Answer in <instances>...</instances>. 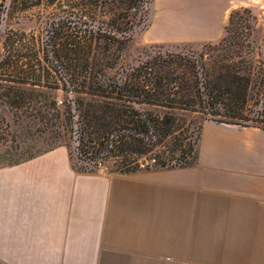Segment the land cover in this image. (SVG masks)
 Returning a JSON list of instances; mask_svg holds the SVG:
<instances>
[{"label": "crops", "instance_id": "0c3cea01", "mask_svg": "<svg viewBox=\"0 0 264 264\" xmlns=\"http://www.w3.org/2000/svg\"><path fill=\"white\" fill-rule=\"evenodd\" d=\"M178 1L147 41L220 38L225 2ZM196 152L133 176L78 171L64 145L0 166V264H264V129L205 120Z\"/></svg>", "mask_w": 264, "mask_h": 264}, {"label": "trees", "instance_id": "16d2710c", "mask_svg": "<svg viewBox=\"0 0 264 264\" xmlns=\"http://www.w3.org/2000/svg\"><path fill=\"white\" fill-rule=\"evenodd\" d=\"M54 1L43 39L4 35L0 103L22 108L34 84L59 89V97L41 95L42 111L27 113L71 135L79 163L68 152L74 169L92 172L110 163L108 171L133 173L190 166L203 121L264 129L262 119L249 117L252 108L264 116V55L252 39L255 16L241 22L239 11L248 8L229 11L218 50L207 55L150 43L133 58L128 44L151 0H47ZM11 2L24 9L40 0ZM6 127L0 117V131ZM60 145L68 147L59 141L43 152Z\"/></svg>", "mask_w": 264, "mask_h": 264}, {"label": "rangeland", "instance_id": "374dc122", "mask_svg": "<svg viewBox=\"0 0 264 264\" xmlns=\"http://www.w3.org/2000/svg\"><path fill=\"white\" fill-rule=\"evenodd\" d=\"M182 1V0H181ZM224 4V11L228 12L232 8H248L250 11H239L240 18H244L241 22L250 21L249 14L255 16L252 26V39L255 44L258 45V49L261 55H264V0H222ZM49 3L47 0H40V3L32 5L30 7L20 9L19 3H12L11 0H2L0 5L1 19H0V56L3 52L2 40L4 35L9 34L14 36L23 33L25 40H31L32 37L42 39L46 36V29L48 27L47 20L51 18L52 13L56 12L57 3ZM179 3L178 0H151L147 4L146 15L144 18V25L141 24L137 27L133 33V37L128 44L127 52L129 57L135 58L138 52L142 49V46L150 43H165L169 48L181 49L186 52L207 53L218 50L215 47L216 41H147V36L159 35L164 32L161 17L163 16L166 7L171 4ZM193 25V24H192ZM189 29V28H188ZM198 28L194 26L190 28L191 31H196ZM186 30L174 28L166 33L170 35L186 34ZM224 32V31H223ZM172 44V45H170ZM173 44H178L174 46ZM23 49L17 50L21 52ZM36 59H41L40 53ZM48 59L52 60V57L48 55ZM54 76L48 78V84L51 86L54 84ZM41 82H43L41 80ZM33 97L31 100L25 101L22 108L14 109L9 108L0 103V117L7 123L5 131H0V166H4L13 162H18L22 159H26L30 156L43 152L44 150L53 147L59 143V141H65L67 143V149L73 163L78 166L79 163L75 159L74 145L75 142L70 134L66 133L62 135L59 128L54 121L51 124L43 123L42 119L38 116H32L27 113L28 111L37 112L42 111L40 105H42V94L56 93L57 97L61 94L59 89H49L43 85L34 84ZM254 99V98H253ZM252 99V100H253ZM26 106V107H25ZM249 117L262 119L264 116H259L255 113V108H252ZM111 168L110 163H105L104 167L98 170L108 171ZM136 173H121V176H133Z\"/></svg>", "mask_w": 264, "mask_h": 264}]
</instances>
